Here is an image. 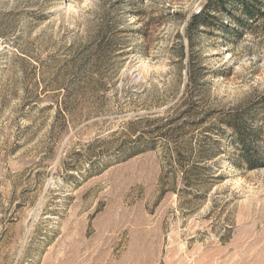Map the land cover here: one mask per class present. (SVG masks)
Here are the masks:
<instances>
[{
    "label": "rangeland",
    "instance_id": "1",
    "mask_svg": "<svg viewBox=\"0 0 264 264\" xmlns=\"http://www.w3.org/2000/svg\"><path fill=\"white\" fill-rule=\"evenodd\" d=\"M117 1L0 0V264H264V167L223 155L190 179L158 128L176 79L169 49L187 45L206 0H145L165 21L149 57L137 19L113 12L130 55L59 113L69 47ZM197 44L211 106L264 98V19Z\"/></svg>",
    "mask_w": 264,
    "mask_h": 264
},
{
    "label": "trees",
    "instance_id": "2",
    "mask_svg": "<svg viewBox=\"0 0 264 264\" xmlns=\"http://www.w3.org/2000/svg\"><path fill=\"white\" fill-rule=\"evenodd\" d=\"M111 7L103 14L99 25L90 29L81 40L83 43L68 49V59L62 64V82L57 85L59 93L65 91L68 94L59 104V113L69 111V97L79 99L91 94L112 60L130 55L132 47L126 43V31L121 29L113 12L122 11V15L137 19V25L141 27L136 33L144 42L140 48L144 56L151 55L152 37L157 28L165 25L164 19L154 17V11L145 5V0L117 1ZM261 19H264V0H206L200 12L192 14L187 21L183 36L187 45L180 43L169 49L176 59L173 64L176 79L170 89L172 95L166 97L163 104L167 110L157 122L166 142L175 146L164 152L167 162L174 161L177 171L190 179L201 175L200 172L205 170L201 166L203 163L223 155V161L234 166L243 164L251 171L264 167V98L230 111L211 106L200 85L202 73L207 69L200 63L202 50L197 47L198 39L203 35L223 42L229 34L241 36ZM185 71L187 83L182 90ZM195 132L200 133L199 136ZM222 144L234 153L227 148L220 153ZM183 160L189 162V167Z\"/></svg>",
    "mask_w": 264,
    "mask_h": 264
}]
</instances>
